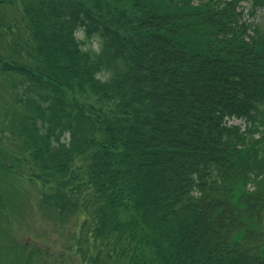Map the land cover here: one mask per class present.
<instances>
[{
  "label": "trees",
  "instance_id": "trees-1",
  "mask_svg": "<svg viewBox=\"0 0 264 264\" xmlns=\"http://www.w3.org/2000/svg\"><path fill=\"white\" fill-rule=\"evenodd\" d=\"M260 10L0 0V210L35 182L41 210L76 219L79 264H264ZM7 225L1 264H50Z\"/></svg>",
  "mask_w": 264,
  "mask_h": 264
},
{
  "label": "rangeland",
  "instance_id": "rangeland-1",
  "mask_svg": "<svg viewBox=\"0 0 264 264\" xmlns=\"http://www.w3.org/2000/svg\"><path fill=\"white\" fill-rule=\"evenodd\" d=\"M249 20L254 21L260 32L264 35V10H260L256 14L254 13ZM80 32L78 36L87 41L85 47L91 45L94 49L99 48L93 38L87 39L86 35ZM163 47H167V45H163ZM198 94L202 95V93ZM232 123H240L245 126V122L242 120H234ZM198 171L200 172V168ZM33 183L35 182H31L25 178L17 180L12 188L10 184L5 185L0 210V219L5 222L0 223V228L10 219V225H7V228L11 227L12 234L17 239L15 241L29 245H33L36 242L40 252L39 259L42 261H47L50 264H79V255L77 254L75 245L77 241L75 242L73 234L74 228H76V219H72L69 224L63 225L59 222L54 211H51V215H49L41 210L40 206H38L41 190L38 188V185ZM203 185L206 188L208 186L207 184ZM223 201H225L224 198ZM220 203V209H228V207H225V202L220 201ZM80 222H82L81 216ZM78 229L76 228L77 232ZM45 249L49 250V254H46Z\"/></svg>",
  "mask_w": 264,
  "mask_h": 264
},
{
  "label": "bare ground",
  "instance_id": "bare-ground-1",
  "mask_svg": "<svg viewBox=\"0 0 264 264\" xmlns=\"http://www.w3.org/2000/svg\"><path fill=\"white\" fill-rule=\"evenodd\" d=\"M207 87H204V89H206ZM228 124L229 125H236V124H234V123H232V122H230V121H228ZM240 151V150H239Z\"/></svg>",
  "mask_w": 264,
  "mask_h": 264
}]
</instances>
